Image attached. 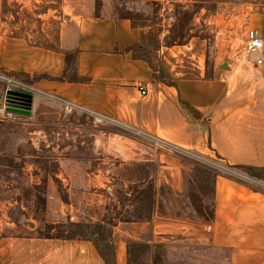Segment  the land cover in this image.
Listing matches in <instances>:
<instances>
[{"label":"crops","instance_id":"obj_1","mask_svg":"<svg viewBox=\"0 0 264 264\" xmlns=\"http://www.w3.org/2000/svg\"><path fill=\"white\" fill-rule=\"evenodd\" d=\"M85 1L62 0L63 19L53 31L47 13H34L36 7L26 8L31 14L27 19L11 21L14 17L3 12L0 0V75L37 78L30 85V109L23 111L27 119L11 122L28 128L35 135L30 142L43 148L32 153L21 146L24 140L13 139L17 152L12 155L28 160L22 170L33 177L46 169L37 164L40 158L58 163L55 171L45 172L61 182L63 196L58 198L52 189L49 199L63 204L64 217L102 223L97 218L108 212L121 218L150 195L149 211L139 213L140 218H151L156 234V225L171 218L164 214L165 190L183 198L190 167L164 154L142 155V134L203 158H217L228 168L264 173V54L222 58V45L215 44L218 49L210 56L191 38L182 46L186 62L169 58L174 47L165 48L167 56L161 47L157 58L147 59L153 26L99 14L93 2ZM26 9L17 8L15 15ZM67 54L75 55L77 80L57 81ZM262 57L263 64L257 65ZM4 90L0 83V92ZM33 100L42 106L38 113ZM53 103L54 109H49ZM59 105L65 111L62 118ZM45 126L50 130L41 129ZM240 174L213 175L212 216L199 224L206 230L193 239L220 258L225 254L226 264H264V192L257 188H264V181ZM147 224L124 221L112 227V264H128L127 243L139 238ZM0 264L106 262L90 240L24 235L0 237Z\"/></svg>","mask_w":264,"mask_h":264},{"label":"rangeland","instance_id":"obj_2","mask_svg":"<svg viewBox=\"0 0 264 264\" xmlns=\"http://www.w3.org/2000/svg\"><path fill=\"white\" fill-rule=\"evenodd\" d=\"M61 1L20 0L21 3L18 4L17 1L11 0L8 4V0H2V7H4L3 12L14 17L10 18L14 22L17 17H20L21 21L27 19L31 14L27 13L26 8L36 7L33 12L47 13L55 31V25L63 19ZM87 1L93 2L99 14H113L153 26L147 37L151 48L146 53L147 59L157 58L156 51L161 47H164V55L167 53L165 48L174 47L170 50L171 60L184 59L182 54H186V48L182 46L188 44L191 38L195 44L197 43V49H203L205 46L210 56L218 49L215 44L222 45L220 47L222 58H226L229 54L244 55V33L249 28H258L264 39V0H86L85 2ZM21 6L26 10L22 14L15 15L17 8ZM250 56L256 55L252 53ZM194 61H197L196 56ZM9 77L0 75V83L5 84L4 92H0V237L33 235L44 238L90 240L95 244L106 264H112L115 239L112 237V227L118 222L148 221L142 233H139V238L127 243L128 264H226L225 254L220 258L213 250L199 245L198 240L193 239V236L203 229L206 230L199 224H204L212 216L213 175L223 173L241 178L242 170L235 167L228 168L229 166L217 158L200 156V159L195 160L182 155L169 156L182 165H189L190 169L184 175L183 198H176L170 191L165 190L164 214L171 218H164L162 224L156 225L154 236L150 224L151 218H140L143 216L139 213V209L146 208L149 211L150 195L147 196L145 204L142 203L143 207L137 205L131 212L122 210L121 218H114L109 212L104 218H97V220L101 219L102 223L93 222L88 218H66L61 207L63 204L49 199L52 189L58 198L63 196L61 182L54 175H50V172H45L55 171L58 163L50 164L46 159L40 158L37 164L46 169L33 177L30 176V171L22 170L28 160L25 157H19L20 159L13 157L17 152H14L13 139L24 140L25 143L21 146L23 148L25 146L26 151L32 150V153L39 152L43 148L40 143L34 142L37 144L34 145L30 142L35 135L29 134L28 128L19 127L16 122H11L26 120L27 115L24 113L25 109L17 107L18 105L13 102L15 99L8 95V91L31 94L33 90L30 85L23 82L22 78L15 77L18 80H14L15 78ZM34 103L35 100L33 107L36 104ZM53 106L54 103L48 108L54 109ZM40 109L42 106H35L34 111L38 113ZM18 111L20 113H17ZM63 111V106L59 105L57 114H61L60 118L63 117ZM41 129L50 130L47 126ZM33 131L36 130H29L30 133ZM171 145L198 156L191 150ZM257 188L264 192L261 186ZM125 202L126 200L121 196L120 203ZM174 216L178 218H173Z\"/></svg>","mask_w":264,"mask_h":264},{"label":"built area","instance_id":"obj_3","mask_svg":"<svg viewBox=\"0 0 264 264\" xmlns=\"http://www.w3.org/2000/svg\"><path fill=\"white\" fill-rule=\"evenodd\" d=\"M244 51L246 54L251 53H259L264 54V39L262 33L256 28H249L244 33ZM257 65L263 64V57L256 60ZM5 82V81H4ZM6 83V82H5ZM144 94V92H142ZM4 105H5V100ZM100 122L101 119H98ZM143 141L146 144L145 148H139V152L142 155H149L151 153L155 154H164L167 156L178 157V155H182L185 158H192L195 160L200 159L201 157L196 156L192 152H188L186 150H181L179 148L174 147L173 145L167 143L162 139L151 138L145 135H141ZM200 157V158H199Z\"/></svg>","mask_w":264,"mask_h":264},{"label":"trees","instance_id":"obj_4","mask_svg":"<svg viewBox=\"0 0 264 264\" xmlns=\"http://www.w3.org/2000/svg\"><path fill=\"white\" fill-rule=\"evenodd\" d=\"M74 59H75L74 54H67L65 56V69L63 71L62 77L59 79H56L57 81L67 80L69 82H72V81L77 80V78L75 76ZM8 75L14 76V77H20V78H22L23 82L28 84V85H31L37 79L36 77H34L33 79L29 80L27 78V76H23V75L20 76L17 74H8ZM235 169L242 170L243 172L249 174L250 176H252L258 180L264 181V173L260 172L259 170L255 171V170H252V169L246 168V167H235ZM253 171H255V172H253Z\"/></svg>","mask_w":264,"mask_h":264},{"label":"water","instance_id":"obj_5","mask_svg":"<svg viewBox=\"0 0 264 264\" xmlns=\"http://www.w3.org/2000/svg\"><path fill=\"white\" fill-rule=\"evenodd\" d=\"M8 95H11L17 99V101L19 102L17 104L18 105L17 107H20L21 109H25L26 111L30 109L31 94L8 91Z\"/></svg>","mask_w":264,"mask_h":264},{"label":"flooded vegetation","instance_id":"obj_6","mask_svg":"<svg viewBox=\"0 0 264 264\" xmlns=\"http://www.w3.org/2000/svg\"><path fill=\"white\" fill-rule=\"evenodd\" d=\"M15 100L13 101L14 103H16V104H18L19 102L17 101V99L16 98H14Z\"/></svg>","mask_w":264,"mask_h":264}]
</instances>
